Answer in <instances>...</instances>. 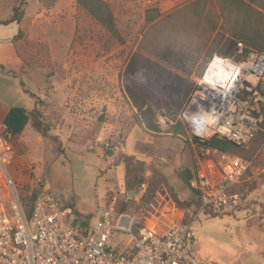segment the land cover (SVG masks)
<instances>
[{
    "label": "rangeland",
    "instance_id": "obj_1",
    "mask_svg": "<svg viewBox=\"0 0 264 264\" xmlns=\"http://www.w3.org/2000/svg\"><path fill=\"white\" fill-rule=\"evenodd\" d=\"M106 1L114 11L123 43L115 44L76 0H0V20L17 14L24 26L14 72L51 124L46 138L33 129L17 141L15 166L29 185L27 192L49 185L72 209L71 221L77 225L93 226L113 203L119 208L123 204V211L133 215L137 224L161 230L193 221L198 239L194 251L205 262L264 264V141L236 186L240 205L217 215L201 212L197 218L196 205L178 207L170 190L183 200L198 198L189 179L202 148L181 115L167 122L157 113L161 131L144 125L125 83L132 55L158 15L147 16L138 0ZM237 46L231 55L223 56L244 58V48L237 54ZM203 62L190 76L191 92ZM149 72L150 82L144 89L153 96L167 94L160 81H171L172 75L166 77L164 68L154 66ZM3 81L0 78L2 86ZM257 87L264 94V78ZM177 122H181L178 132L172 127ZM127 156L143 162L148 177L135 192L126 185ZM113 247L133 250L131 234L116 230Z\"/></svg>",
    "mask_w": 264,
    "mask_h": 264
},
{
    "label": "built area",
    "instance_id": "obj_2",
    "mask_svg": "<svg viewBox=\"0 0 264 264\" xmlns=\"http://www.w3.org/2000/svg\"><path fill=\"white\" fill-rule=\"evenodd\" d=\"M243 48L238 43L237 54ZM220 68L225 70L222 76ZM263 78L262 50H251L238 60L212 55L180 114L194 138L205 142L218 136L248 146L264 119V94L257 87ZM12 138L13 131L0 124V264H212L195 254L193 221L136 230L135 217L117 212L113 203L93 226L72 222V209L49 185L27 192L29 185L15 166ZM251 164L234 153L202 147L197 171L189 179L200 199L195 218L201 212L219 214L240 205L236 186ZM116 230L131 234L133 250L113 247Z\"/></svg>",
    "mask_w": 264,
    "mask_h": 264
},
{
    "label": "trees",
    "instance_id": "obj_3",
    "mask_svg": "<svg viewBox=\"0 0 264 264\" xmlns=\"http://www.w3.org/2000/svg\"><path fill=\"white\" fill-rule=\"evenodd\" d=\"M76 2L100 24L102 30L115 41V44L123 43L114 11L106 0H76ZM263 11L264 0H192L176 11L153 19L146 29L138 50L132 55L125 74L128 94L139 111L142 123L151 130L161 131L157 113L165 116L167 122L178 119L193 87L190 76L199 63L204 61L206 64L215 52L231 55L236 43L244 45V55L251 50L264 49ZM13 21L20 23V16L15 14L8 20H0V23L7 24ZM23 33V29H20L17 38ZM150 66L164 68L167 72L166 77L172 75L171 81H160L167 94L153 96L144 89L146 83L150 82ZM170 82L171 88L168 87ZM22 85L24 86L23 81ZM262 111L264 115V104ZM28 114L31 117L32 128L46 138L51 130V124L47 123L36 107ZM179 124L181 122L172 124L174 131H179ZM19 137L18 131L14 130L12 142L15 150ZM194 140L199 148H217L252 160V156L264 141V119L249 143H252L251 146L239 145L218 136H212L205 142H200L197 137ZM125 160L126 185L130 191L135 192L148 181L146 169L143 162L136 161L131 156H127ZM196 171L197 167L193 173ZM169 193L178 207L187 208L196 205V208H199V196L191 202L183 200L172 190ZM32 196L34 197L35 193ZM123 210H125L123 204L121 208L116 206L117 212H124ZM141 226L136 221L135 229L138 230Z\"/></svg>",
    "mask_w": 264,
    "mask_h": 264
},
{
    "label": "crops",
    "instance_id": "obj_4",
    "mask_svg": "<svg viewBox=\"0 0 264 264\" xmlns=\"http://www.w3.org/2000/svg\"><path fill=\"white\" fill-rule=\"evenodd\" d=\"M138 1L143 4L145 14L149 17L153 13L159 16L176 11L189 3L182 4L183 0ZM20 29H24L22 22L0 23V78L4 80L3 86L0 84V124L18 131L20 138H25L33 130L28 112L36 107V103L31 93L25 90L19 75L14 72L21 40L17 38ZM196 240L193 245L195 250L198 245Z\"/></svg>",
    "mask_w": 264,
    "mask_h": 264
},
{
    "label": "bare ground",
    "instance_id": "obj_5",
    "mask_svg": "<svg viewBox=\"0 0 264 264\" xmlns=\"http://www.w3.org/2000/svg\"><path fill=\"white\" fill-rule=\"evenodd\" d=\"M219 75H224L225 74V70L223 68H220L218 71Z\"/></svg>",
    "mask_w": 264,
    "mask_h": 264
}]
</instances>
